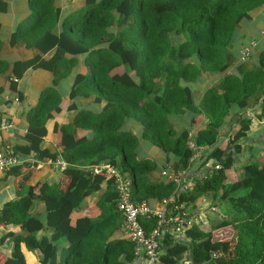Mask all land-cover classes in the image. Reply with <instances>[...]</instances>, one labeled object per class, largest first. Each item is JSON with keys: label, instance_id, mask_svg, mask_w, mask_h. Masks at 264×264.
<instances>
[{"label": "trees", "instance_id": "16d2710c", "mask_svg": "<svg viewBox=\"0 0 264 264\" xmlns=\"http://www.w3.org/2000/svg\"><path fill=\"white\" fill-rule=\"evenodd\" d=\"M28 2L31 13L18 24L11 44L56 53L49 60L38 56L13 64L18 77L30 66L55 76L28 112L30 145L23 151L36 152L42 161L64 160L69 182L43 183L39 198L25 194L0 210V223L21 228L0 239V244L13 245L12 256H1L0 264H27L22 244L40 254L41 264L147 263L121 232L124 217L115 178L94 170L103 163L117 165L131 176L134 200L162 204L168 200L170 214L177 206L195 209L212 195L213 217L194 222L180 238L172 226L164 228L159 264H185L190 258L197 261L193 264H264V141L250 137L252 114L264 119V51L257 69L243 77L226 75L220 91L210 90L200 104L185 84L203 71L224 74L236 59L231 47L237 26L250 19L251 11L264 0H81L66 16L54 0ZM4 10L0 0V11ZM79 55L86 56L89 71L77 75L70 96L94 95L95 105L103 108L100 113L82 109L73 124H63L64 149L52 153L42 147L46 122L53 111H62L57 86ZM8 66L0 56V73ZM12 88H17L16 82ZM251 100L258 105L248 114ZM68 108L77 106L72 103ZM209 109L214 118L211 115L207 129L194 137L196 149L207 150L198 159L188 143L189 130L176 132L171 118ZM127 119L142 126L144 138L176 157L174 170L181 176L189 174L190 185L146 179L157 164L152 158H138V138L122 131ZM224 120L234 131L226 138L227 145L219 137ZM75 127L91 130L94 136L76 139ZM22 165L8 171L20 175ZM229 169L240 170L237 179L228 180ZM93 197L96 215L91 209L84 212ZM35 200L44 203L43 212L30 211ZM76 211L83 213L74 218ZM141 222L148 234L157 226L153 216L142 217ZM230 228L233 240L216 236ZM40 230L43 233L37 236Z\"/></svg>", "mask_w": 264, "mask_h": 264}, {"label": "crops", "instance_id": "0c3cea01", "mask_svg": "<svg viewBox=\"0 0 264 264\" xmlns=\"http://www.w3.org/2000/svg\"><path fill=\"white\" fill-rule=\"evenodd\" d=\"M3 1L5 2L6 10L0 11V56L7 61L9 66L0 73V118L4 117L10 120L12 127L0 132V148L17 154L21 160V164L19 165H23L20 175L16 176L9 171L0 173V210L6 204L19 199L25 194H30L34 198H39L41 195V184L43 183H62L63 186H67L69 182V179L64 173L65 169L57 164V160H38L36 152L23 151L24 148L30 145V141L27 138L30 127L27 116L28 112L38 103L41 92L53 84L55 76L53 72L48 69L30 66L24 71L21 77H18L15 75L13 68V64L17 61H28L38 56L49 60L56 53V49L47 53H41L35 48L27 47L25 43L12 45L11 35L16 30L18 24L28 18L31 10L28 0ZM80 1L81 0H54V2L61 7L64 16L80 6ZM231 48L236 59L224 74L203 71L194 81L185 83L189 85L195 93L196 104L202 103L204 97L210 90L218 89L219 92L220 84L226 75L243 77L258 68L261 53L264 51V4L251 11V18L243 20L237 26ZM246 51H249V54L246 55ZM67 57L72 56L67 54ZM85 57V55L74 57L76 59L75 65L68 75L62 77L61 82L57 86L58 92L63 98L61 104L62 111H53V116L46 122L47 133L44 135L42 142V147L44 149H49L52 153H60L64 149V147L61 146L63 137L61 126L63 124H73L79 115V111L82 109L100 113L103 108V104L99 105L100 107L95 105L94 95L88 97H75L73 99L70 96L77 75H85L89 71L85 63ZM188 61L192 60L189 59ZM131 73L134 75L133 72ZM14 82H16L17 85L16 89L12 88V83ZM72 103H75L77 106L76 109L68 108ZM255 105H258L257 100H251L249 103L250 107L246 109L248 114H250L251 107ZM233 110L234 108L232 111ZM211 115H213L214 118V111L210 109L209 112L205 110L198 113L186 111L172 116L170 125L178 133L188 129L190 132L188 143L190 144V142L194 143V137L197 136L200 131L207 129L212 119ZM252 115L254 116V130L250 132V137L255 135V138L264 141V119L259 120L256 118L255 114ZM57 126L59 127L58 130H56ZM122 131L135 135L138 138L136 148L138 158H152L155 160L157 167L153 171L146 173V179L153 183L169 182L171 180L170 177L163 174V171L175 169L174 162L176 161V157L144 138L142 126L137 122L127 119L123 124ZM232 132L234 131L232 130ZM232 132L231 126L227 121L224 120L222 124L219 125V137L222 138L221 141L229 138ZM93 136L94 134L91 130L82 127L74 128V137L76 139H91ZM140 141H143L142 143L144 146L149 145V153H145V151L139 148ZM147 142L149 144H146ZM224 142L225 145H227V139ZM256 145H258V143ZM195 150V156L198 159H201L207 152L206 147H199V149L197 148ZM30 164L32 167H30ZM115 167L120 170L117 165ZM175 173L179 177V180L176 182L181 185L191 184L189 181V174H183V176H181L176 171ZM227 173L229 176L228 180H235L239 176L240 170L229 169ZM103 186L104 188L106 187L105 184ZM96 202V197L89 199L84 212L91 209L96 215L98 213V208L95 206ZM150 204L152 208H157L162 203L160 200H153ZM43 209L44 203L35 200L30 211L32 213L36 211L43 212ZM183 211L189 216L196 217L199 222L208 220V218L214 216V213L210 215L207 213L208 209L204 207V202L198 203L195 209L187 208ZM82 213L83 211L74 212V218L82 215ZM11 230L20 232L21 228L18 225H5L4 223H0V239ZM121 232L125 237L129 238L128 234L124 233L123 230ZM42 233V230L38 231L37 236H41ZM22 249L25 253L27 264H41L39 253L36 252L37 255L33 251H29L24 244H22ZM12 253V242L7 241L6 243L0 244V263L2 259L1 256L7 258L12 256ZM159 262L157 264H159Z\"/></svg>", "mask_w": 264, "mask_h": 264}, {"label": "built area", "instance_id": "2783aa9c", "mask_svg": "<svg viewBox=\"0 0 264 264\" xmlns=\"http://www.w3.org/2000/svg\"><path fill=\"white\" fill-rule=\"evenodd\" d=\"M246 55L249 51H246ZM12 127V123L7 118H0V132L8 130ZM190 146L196 149L193 142ZM21 164V160L17 154L0 148V173L7 172L11 167ZM57 164L65 169L68 165L58 159ZM96 172H106L115 178V186L119 192V209L124 217L122 230L128 234L130 240L135 244L138 253L144 254L147 258V264H157L160 261L158 247L160 245V236L163 234L164 228L173 227L177 238H180L185 230L190 228L194 222L198 221L196 217L189 216L181 210V207L174 208L175 212L170 214L168 200L157 208H152L146 201H136L133 198V180L129 174H123L118 168L111 164H100L94 167ZM170 179L178 181L179 177L175 170H164ZM173 199H170L172 201ZM156 217L157 226L148 234L141 222L142 217ZM193 260H186L185 264H193Z\"/></svg>", "mask_w": 264, "mask_h": 264}, {"label": "rangeland", "instance_id": "374dc122", "mask_svg": "<svg viewBox=\"0 0 264 264\" xmlns=\"http://www.w3.org/2000/svg\"><path fill=\"white\" fill-rule=\"evenodd\" d=\"M21 3V2H20ZM143 141H140V144H139V148H141V150H143V151H145V153H149V150H148V148H149V145H147V146H144V144L142 143ZM146 144H149L148 142L146 143ZM262 154H264V152H262ZM264 159V157L262 158V160ZM231 177L233 178V175L231 174ZM213 202V198H212V195L210 194L209 195V198L208 199H206L205 200V203H204V207L205 208H207L208 209V211H207V213H209V215L210 214H212V212H211V210H210V205H209V203H212ZM206 203H208V204H206ZM233 230H232V228H230L229 230H224V231H222V230H220L218 233H216V236L219 238V237H223V238H229V239H231V240H233V236H232V234H233ZM30 260H31V258H30Z\"/></svg>", "mask_w": 264, "mask_h": 264}, {"label": "water", "instance_id": "95a60500", "mask_svg": "<svg viewBox=\"0 0 264 264\" xmlns=\"http://www.w3.org/2000/svg\"><path fill=\"white\" fill-rule=\"evenodd\" d=\"M220 259H223V257L218 258L217 261H219ZM194 262L196 263L197 261H194Z\"/></svg>", "mask_w": 264, "mask_h": 264}]
</instances>
